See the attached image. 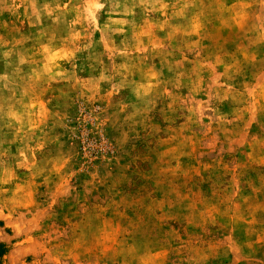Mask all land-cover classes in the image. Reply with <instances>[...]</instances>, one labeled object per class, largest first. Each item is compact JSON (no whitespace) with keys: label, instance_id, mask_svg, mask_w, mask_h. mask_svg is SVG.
<instances>
[{"label":"rangeland","instance_id":"rangeland-1","mask_svg":"<svg viewBox=\"0 0 264 264\" xmlns=\"http://www.w3.org/2000/svg\"><path fill=\"white\" fill-rule=\"evenodd\" d=\"M0 264H264V0H0Z\"/></svg>","mask_w":264,"mask_h":264}]
</instances>
